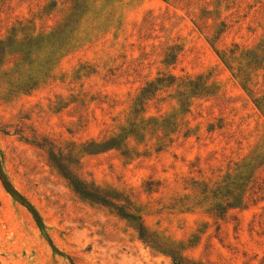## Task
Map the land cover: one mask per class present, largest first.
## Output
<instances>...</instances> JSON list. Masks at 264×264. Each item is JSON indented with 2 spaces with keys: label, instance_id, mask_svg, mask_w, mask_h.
Wrapping results in <instances>:
<instances>
[{
  "label": "rangeland",
  "instance_id": "rangeland-1",
  "mask_svg": "<svg viewBox=\"0 0 264 264\" xmlns=\"http://www.w3.org/2000/svg\"><path fill=\"white\" fill-rule=\"evenodd\" d=\"M0 170V264H264V0H0Z\"/></svg>",
  "mask_w": 264,
  "mask_h": 264
},
{
  "label": "trees",
  "instance_id": "trees-1",
  "mask_svg": "<svg viewBox=\"0 0 264 264\" xmlns=\"http://www.w3.org/2000/svg\"><path fill=\"white\" fill-rule=\"evenodd\" d=\"M77 19L75 18H71L70 20V23L65 26L63 29H61L59 31V34L58 36L56 37L58 41L62 40V39H65L66 37V34L69 32V27L74 23L76 22ZM24 25V24H23ZM23 27V26H22ZM25 27H28L25 25ZM16 34V33H15ZM17 35H14L12 33V36H11V42H13V44L10 46L11 50L12 49H15L16 50V46L18 45V43H21L19 42V39L17 41ZM38 39V38H37ZM34 36H30L29 37V44L32 45V46H39L40 45V40H37ZM239 52L241 53H244L246 54L247 56H253L255 57L256 59H259L258 55H257V52L253 51V50H250V51H247L245 52L244 50H241L240 49V46L238 44H235V49L231 51V55L228 54L227 51H224L222 50L221 52V55L223 57V59H225L226 61H228V64L230 65V67H233V61L230 59V58H234V60L237 59V57L235 56L236 54H238ZM235 54V55H234ZM234 55V56H233ZM258 61V60H256ZM240 68L238 69V71L241 69V66H239ZM201 77H198L197 79H199ZM250 79L247 80V82L249 81ZM165 79L164 78H159L157 81L155 82H151L149 84V87H146L142 90L141 92V95L139 96V99H138V102L136 103V108H135V111L133 112V114L129 117V122L131 124V127H132V131L131 133H135L136 135H140V132L138 131V128H139V124L140 123H145V118L144 116L142 115V117L140 116V112L141 111H144L145 110V106L146 104L148 103V100L151 99V97L157 95L161 89H162V86H165V85H162V82H164ZM196 80L190 78V77H186L185 79H181L180 82H176V79H172V82L170 83V85L168 86H174V84L177 86V88H179L180 90H182L181 92V99L183 100V102L186 103V105H188V101H186L188 98H189V92L191 91L192 93L195 92V91H198L201 89V84L202 83H197L195 82ZM262 100H258V103H259V106H262ZM139 107H141L139 109ZM135 113V115H134ZM172 119V120H171ZM152 121L155 122L156 126L159 125L160 123V119L159 118H152L151 119ZM163 121V119H162ZM165 121V120H164ZM166 123H167V128H172L170 126L174 125L173 127H176L177 126V122H176V119L174 118H168V120H166ZM126 129V128H125ZM123 135H119L117 136L116 138H114V141L116 143H121L122 140H124L125 138L122 137ZM0 174H1V177L4 179V175L2 173V171L0 170ZM4 184H5V187L11 191L13 194H17L12 188H11V185L6 181L4 180ZM80 184V187H76L77 189L79 188V192L87 195V196H96V193L95 192V189H92V187L89 186L88 188V185H85L83 183H79ZM21 198V197H20ZM33 213L35 214L38 222L41 224L40 222V219H39V215L37 214L36 211L32 210ZM176 264H181L180 261H175Z\"/></svg>",
  "mask_w": 264,
  "mask_h": 264
}]
</instances>
